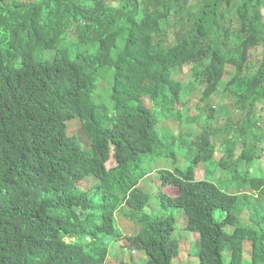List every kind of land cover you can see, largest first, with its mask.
I'll list each match as a JSON object with an SVG mask.
<instances>
[{
    "label": "trees",
    "instance_id": "16d2710c",
    "mask_svg": "<svg viewBox=\"0 0 264 264\" xmlns=\"http://www.w3.org/2000/svg\"><path fill=\"white\" fill-rule=\"evenodd\" d=\"M262 9L264 0H0V264H106V238L120 236L116 215L139 226L123 236L131 257L171 264L174 217L150 218L149 195L138 188L152 172L138 171L142 158L167 156L151 110L187 119L181 109L217 91L243 109L233 118L222 105L229 136L217 164L264 195V180L246 176L251 159L264 157L252 152L264 140L254 120L264 117ZM100 87L111 110L93 99ZM209 134H200L185 171H157L161 186L177 187L175 196L158 194L160 208L182 209L185 229L198 235L199 264H223L225 251L228 264H243L247 244L248 264H264V204L194 176L216 153ZM253 205H261L258 220ZM215 210L226 216L216 221Z\"/></svg>",
    "mask_w": 264,
    "mask_h": 264
},
{
    "label": "rangeland",
    "instance_id": "374dc122",
    "mask_svg": "<svg viewBox=\"0 0 264 264\" xmlns=\"http://www.w3.org/2000/svg\"><path fill=\"white\" fill-rule=\"evenodd\" d=\"M113 1V0H111ZM262 14L264 16V9H262ZM237 27L234 26V28ZM68 40L74 41L75 37L74 34H68ZM262 53V48L257 47L253 49L250 54L249 64L250 67H247L246 74H249L251 70L254 68V65H257L256 61L258 60L260 54ZM188 66H185L187 68ZM177 73V72H176ZM178 76V73L176 74ZM243 77H240L238 81L240 82ZM236 81V87H241L240 83ZM101 88V87H100ZM108 91V90H107ZM200 91V90H198ZM186 97V96H184ZM202 94L200 92L197 93V97L195 99H200ZM191 99L190 96L187 95L186 99ZM93 99L95 101L102 102L104 105L107 106L109 110L112 109L111 102L109 100V93L103 95V89L101 88L99 91L96 90L93 94ZM146 99V98H145ZM224 103L225 106L229 108L226 110V114H230L235 118L237 115L242 114V108L240 106L235 107L233 104L232 99L226 95H221L220 91L217 93L209 96L204 100V102L198 106V108L193 107V103L191 105H186L184 110L181 109L183 115H187L188 111V118H182L180 121H175L173 118L171 119L165 113L157 108H153L151 110L152 114L157 119L155 129L162 139V145L164 146V151L166 152L167 156H150L145 155L142 158V164L139 167L138 171H152L151 174L146 175L138 184V188H140L143 192L149 195L148 206L146 207L147 213L149 217H155L156 215H160L161 217L173 216L174 217V229L172 232V238L178 242L179 251L177 256L172 259L171 264H199L198 259L195 256V253L198 250V235L196 233L189 232L185 229V215L182 209L180 208H167L164 211L161 210L160 205L158 203V194H167L170 196L177 195V187L171 184H167L161 186V180L159 179V174L157 173L158 170H177L185 171L190 165L194 158V155L197 151V143L199 141V136L204 130V132L209 131L210 140L213 143H217L216 146V153L214 156L205 162H199L194 170V176L196 179L200 180H208L213 182L218 188L222 191L227 193H233L239 191V193H251L257 202L264 204V195H259V192H251L246 187L238 186V182L235 179H232V174H235V171H231L232 174L226 173L223 171L221 167L217 164L218 157L221 153H224V141L228 138L229 134L227 132H223V128L229 125V117L221 120L220 117L222 114H225L222 106ZM147 108L148 102L144 104ZM217 105V106H216ZM216 106L213 110L212 108ZM239 108V109H238ZM255 122L259 123L258 127L259 130L264 133V117H261L258 114H255L254 117ZM263 120V121H262ZM78 123H73L70 131H77ZM222 130V132H221ZM179 133L183 134V141L178 145L177 138ZM222 133V134H220ZM217 136V137H216ZM216 138V139H215ZM175 140L173 143L172 141ZM219 143H218V142ZM235 141V140H234ZM233 141V142H234ZM221 142V143H220ZM237 143V142H234ZM172 150H171V148ZM84 148V146L82 145ZM234 148V155L239 154L240 144H236L233 146ZM261 149L264 150V140H261L260 144L256 147L255 150H252L253 154L261 153ZM172 151V152H171ZM113 161H108L106 163L107 167L113 166ZM251 166L250 174L246 175L248 178H259L264 180V157L261 160L257 159L256 157L251 159ZM245 164L241 162L238 165L239 171H245ZM92 181H83L79 183V186L82 188H87L91 186ZM243 197H240L238 203L242 204ZM256 202V203H257ZM255 210V219L258 220L262 214L261 205H253L250 207L251 210ZM226 214L219 210H215L213 212V217L216 221L221 220L224 218ZM242 219V217H240ZM117 225L116 227L119 230L120 236L116 237L115 240L107 237L106 240L109 242V251L106 259V264H119L120 262H132L134 264H144L145 256L139 251H135L130 256L129 251L124 246V237L123 236H133L137 230H139V226L134 224L128 218L123 216L116 215ZM232 226H228L225 230L230 233L232 231ZM132 253V252H130ZM223 264H228L229 261V253L223 252ZM250 258V246L247 244L244 246L243 249V264H248Z\"/></svg>",
    "mask_w": 264,
    "mask_h": 264
}]
</instances>
